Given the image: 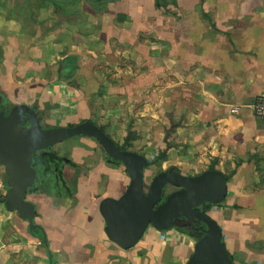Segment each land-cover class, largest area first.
Returning a JSON list of instances; mask_svg holds the SVG:
<instances>
[{"label": "crops", "instance_id": "1", "mask_svg": "<svg viewBox=\"0 0 264 264\" xmlns=\"http://www.w3.org/2000/svg\"><path fill=\"white\" fill-rule=\"evenodd\" d=\"M259 94L264 0H0L3 103L33 108L42 125L94 121L149 159L147 185L169 168L222 171L227 193L208 214L235 264H264ZM71 139L28 194L44 233L9 211L0 264H186L198 239L187 228L161 237L150 225L127 249L108 237L100 203L130 175L96 138Z\"/></svg>", "mask_w": 264, "mask_h": 264}, {"label": "water", "instance_id": "2", "mask_svg": "<svg viewBox=\"0 0 264 264\" xmlns=\"http://www.w3.org/2000/svg\"><path fill=\"white\" fill-rule=\"evenodd\" d=\"M78 135L96 138L130 175L123 195L106 197L99 206L111 240L127 249L138 242L150 225L161 231L187 228L198 239L186 264H235L225 248L221 226L208 214L227 193V176L222 171L209 169L189 176L169 168L157 173L147 185L149 159L116 143L94 121L44 127L33 108L16 105L9 111L0 109V165L8 177L4 204L27 220L29 228L39 227L35 222L36 204L28 199L37 177L35 153ZM170 187L176 189L167 193ZM43 239L46 241L45 236Z\"/></svg>", "mask_w": 264, "mask_h": 264}, {"label": "rangeland", "instance_id": "3", "mask_svg": "<svg viewBox=\"0 0 264 264\" xmlns=\"http://www.w3.org/2000/svg\"><path fill=\"white\" fill-rule=\"evenodd\" d=\"M121 86H116L115 89L119 88ZM106 91V90H105ZM98 92H104V89L103 88H100ZM130 94L134 93L135 91L133 90H129ZM3 101L0 100V103H2ZM11 109V108H10ZM9 109V110H10ZM46 127H53V126H50V125H45ZM74 138V137H72ZM72 139H67L63 142H60V143H57L55 144L54 146H52L51 148H46V149H43L41 151H44V153L46 152H50V153H58L60 152V150L64 149L65 145L68 144V143H71ZM53 166L52 164H48V167H51ZM39 174H40V177H45L44 173H43V168L39 167ZM7 174H6V171H5V168L3 165H0V237H3L4 234L10 236V233L11 232V229H8L9 227H12L15 225V222L14 220L12 219V214H10L9 210H7V208L5 207V204L4 202L2 201L3 197L6 196V192H7ZM49 178H52V177H49Z\"/></svg>", "mask_w": 264, "mask_h": 264}, {"label": "trees", "instance_id": "4", "mask_svg": "<svg viewBox=\"0 0 264 264\" xmlns=\"http://www.w3.org/2000/svg\"><path fill=\"white\" fill-rule=\"evenodd\" d=\"M12 107H14V105H8V104H5V103H0V109L1 110H5V111H9V109L10 108H12ZM42 125V124H41ZM42 126H44V127H46L45 125H42ZM131 135V133L128 135V137H127V140H129L130 139V136ZM52 147V146H51ZM51 147H48V148H51ZM122 147H124L125 148V146L124 145H122ZM165 153H166V151H163L161 154H160V156L159 157H163L164 155H165ZM44 157L46 158V160L51 164V163H57V161H58V159H57V153H50V152H45V154H44ZM112 160H114V159H112ZM114 161H117V162H120V161H118V160H114ZM58 175V174H57ZM2 201L3 202H5V197H3V199H2ZM183 230L185 229V228H182ZM29 232L30 233H32V234H42V233H44V230H43V228L41 227V226H39L38 228H36V229H31V228H29Z\"/></svg>", "mask_w": 264, "mask_h": 264}, {"label": "built area", "instance_id": "5", "mask_svg": "<svg viewBox=\"0 0 264 264\" xmlns=\"http://www.w3.org/2000/svg\"><path fill=\"white\" fill-rule=\"evenodd\" d=\"M254 110L258 117L264 121V94H259L254 102ZM165 236V232L161 231V237Z\"/></svg>", "mask_w": 264, "mask_h": 264}, {"label": "flooded vegetation", "instance_id": "6", "mask_svg": "<svg viewBox=\"0 0 264 264\" xmlns=\"http://www.w3.org/2000/svg\"><path fill=\"white\" fill-rule=\"evenodd\" d=\"M43 150V149H42ZM44 151H41V150H38L36 153H35V155L38 157V159L35 161V166H36V168H37V176H38V174H39V168H38V166L39 167H41V168H43L42 170H43V173L45 174V175H47V173L48 172H46L45 171V169L48 167V164H49V162L46 160V158L44 157ZM43 159V160H42ZM56 170H57V168H56ZM36 179H37V177H36ZM35 179V180H36ZM35 183V182H34ZM199 232V231H198Z\"/></svg>", "mask_w": 264, "mask_h": 264}]
</instances>
